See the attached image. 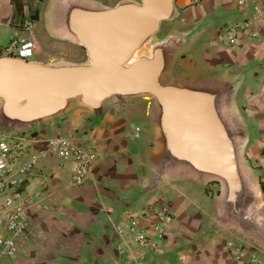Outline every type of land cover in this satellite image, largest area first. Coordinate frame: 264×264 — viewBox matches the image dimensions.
<instances>
[{
  "label": "crops",
  "instance_id": "1",
  "mask_svg": "<svg viewBox=\"0 0 264 264\" xmlns=\"http://www.w3.org/2000/svg\"><path fill=\"white\" fill-rule=\"evenodd\" d=\"M57 1L0 0V55L7 54L13 39L21 38L35 41L33 60L84 62L87 54L80 46L73 52L53 51L54 42L63 41L51 29ZM90 1L114 6L120 0ZM241 1L176 0L177 15L159 38L169 32L187 37L173 62V80L234 83L232 105L244 129L243 154L261 184L264 202V0ZM27 19L32 21L28 27ZM247 21L250 26L241 28ZM152 107L153 100L145 97L126 99L120 106L109 101L100 116L74 106L59 118L11 131L27 153L46 155L23 187L30 198L27 239L17 256L0 264H136L140 253L144 264H250L254 256L264 264V249L251 239L213 227L219 186L214 192L204 190L201 209L184 194L190 184L203 188L192 180L173 178L149 187L147 166L157 144ZM67 133L79 144H95L99 153L93 173L81 185L72 181L76 163L61 159L50 146L52 137ZM163 209L173 218L158 241L155 212ZM135 218L138 227L158 241L155 247L141 248L115 230L113 223L127 226ZM242 243L243 254L237 258L234 247Z\"/></svg>",
  "mask_w": 264,
  "mask_h": 264
},
{
  "label": "water",
  "instance_id": "2",
  "mask_svg": "<svg viewBox=\"0 0 264 264\" xmlns=\"http://www.w3.org/2000/svg\"><path fill=\"white\" fill-rule=\"evenodd\" d=\"M175 2L58 0L52 32L82 47L87 58L44 63L0 55V131L29 129L74 106L100 116L109 101L120 106L129 98H151L157 144L147 166L149 187L173 178L217 183L213 227L235 230L264 249L263 193L243 154L234 83L173 80V62L187 37L169 32L156 38L176 17Z\"/></svg>",
  "mask_w": 264,
  "mask_h": 264
},
{
  "label": "built area",
  "instance_id": "3",
  "mask_svg": "<svg viewBox=\"0 0 264 264\" xmlns=\"http://www.w3.org/2000/svg\"><path fill=\"white\" fill-rule=\"evenodd\" d=\"M201 0H191L193 4H198ZM242 4L243 1L240 0ZM25 26L32 24L31 19L24 21ZM250 26V21L245 22L241 28ZM233 40V39H232ZM36 43L33 39L16 38L7 47V54L16 55L26 60L35 57ZM50 146L53 152L63 160H72L76 163L72 181L75 185L83 184L88 176L93 173L99 153L95 144H79L72 133L59 134L51 138ZM46 155L45 152H26L16 136H7L0 131V230L5 234H0V261L15 257L19 254L28 235L29 220L27 216V206L30 202L29 196L25 195L23 187L27 182L31 172L37 167L40 159ZM113 209L109 208V212ZM150 213H144L147 217ZM158 222L155 223L158 241L165 236V227L171 222L173 216L168 209L155 212ZM138 218L132 219L127 226L114 224L115 230L122 236L130 240L141 248H153L158 241L153 239L138 227ZM244 244H237L234 252L237 258L243 254ZM144 253H140L136 258V264H144ZM129 264V263H121ZM250 264H260L259 258H250Z\"/></svg>",
  "mask_w": 264,
  "mask_h": 264
},
{
  "label": "rangeland",
  "instance_id": "4",
  "mask_svg": "<svg viewBox=\"0 0 264 264\" xmlns=\"http://www.w3.org/2000/svg\"><path fill=\"white\" fill-rule=\"evenodd\" d=\"M172 23H170L169 21L164 22L163 23V29L158 33V35L156 36V38H159L161 36H163L168 29L171 27ZM66 42V41H65ZM63 41H55L53 44V51L54 53H65V51H71L73 52L75 50V48H77L76 45H73L70 42L65 43ZM86 57V56H85ZM87 58V57H86ZM3 133L7 136H13L11 134V131H3ZM192 188H188V190L185 191V195H187L189 198H192L194 201H198V207L201 209L203 208V205L205 204V199H204V190L205 191H217L218 189V185H215L214 182H209V183H203L201 184V186H203V188H200L196 185H189ZM186 196V197H187Z\"/></svg>",
  "mask_w": 264,
  "mask_h": 264
}]
</instances>
